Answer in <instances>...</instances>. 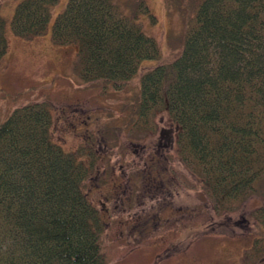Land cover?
I'll return each mask as SVG.
<instances>
[{
    "label": "trees",
    "instance_id": "16d2710c",
    "mask_svg": "<svg viewBox=\"0 0 264 264\" xmlns=\"http://www.w3.org/2000/svg\"><path fill=\"white\" fill-rule=\"evenodd\" d=\"M183 22L182 47L162 57L139 15L113 0H68L51 27L56 45L77 48L86 82L122 89L143 60L138 124L152 129L165 110L178 127L177 153L219 208L242 203L264 177V0H163ZM58 0H21L10 22L23 39L42 36ZM0 15V62L7 52ZM44 102L12 110L0 122V264H105L104 224L89 200L90 168L51 133ZM264 238V205L258 209ZM264 241V240H263Z\"/></svg>",
    "mask_w": 264,
    "mask_h": 264
},
{
    "label": "rangeland",
    "instance_id": "374dc122",
    "mask_svg": "<svg viewBox=\"0 0 264 264\" xmlns=\"http://www.w3.org/2000/svg\"><path fill=\"white\" fill-rule=\"evenodd\" d=\"M20 1L0 0L8 43L0 62V122L20 106L35 102L47 104L52 115L53 139L64 150L81 154L85 162L92 159L93 167L84 190L101 210L100 197L96 196L95 189L92 191L94 184L101 183L99 179L93 180L95 168L99 173L106 170L119 177L123 171L132 173V160L137 153L132 152L130 143L156 140L163 127L173 126L165 110L156 112L153 117L154 135L136 125L140 79L157 61L143 60L137 73L120 90H113L102 82H86L77 71L76 46L56 45L51 40L53 22L68 0H58L51 7L46 32L32 39L16 36L10 27ZM113 1L123 13L130 14L141 0ZM145 2L149 14L139 15L140 28L156 40L162 57L177 54L183 39V22L177 8L168 12L163 0ZM176 137L177 134L171 152L175 160L170 159L169 173L172 171V187L177 192L171 204L175 210L182 207L183 218L180 212H160L161 216L168 215L167 225L162 227L165 224L157 220L153 229L138 234L131 225L119 226L120 219L128 218V210L122 211L120 206L113 213L118 218L106 217V223H111L105 224L101 235L105 264H264V238L259 236L257 219L258 209L264 205V177L255 192L242 203L236 202L227 209L218 208L201 180L180 159ZM132 182L130 185L134 187ZM129 192L135 193L131 199L138 193L135 190L126 193ZM118 193H124L122 188ZM147 202L148 199H144L145 205ZM184 206H187L185 212ZM133 211L132 208L129 213ZM171 214L176 215L172 218ZM172 227V232L162 235L165 229Z\"/></svg>",
    "mask_w": 264,
    "mask_h": 264
},
{
    "label": "flooded vegetation",
    "instance_id": "af4514ba",
    "mask_svg": "<svg viewBox=\"0 0 264 264\" xmlns=\"http://www.w3.org/2000/svg\"><path fill=\"white\" fill-rule=\"evenodd\" d=\"M136 125L140 130L145 129L147 134H155L154 131L156 130V124L153 127L154 131L152 129H146V127L138 124V120ZM177 132L178 127L173 124V126L169 125L167 128L163 127L159 133H157L158 136L156 140L152 138L151 141L146 143H130L132 152L134 154L137 153L132 160V173H129L130 171H123L119 177L113 172L107 173L106 170L99 173V169L95 168L96 177L93 180L96 182L101 180V183L94 184L95 188H93L92 191L95 189L96 196H98V198L100 197L98 201L102 206L101 210L98 209L94 202L90 199L89 200L101 215L104 227L106 226L105 224L111 223H106V217L112 219L118 218L117 215L113 216V213L118 211L120 206L123 209L122 211L128 210L126 215L128 218L124 217V220L120 219L118 221L119 226L131 225L138 234L144 232V230L153 229V227L156 226L157 220L160 223H164L165 225L162 227H165L169 218L166 214L161 216L160 212L175 211L180 212L182 216V207H176L179 209L175 210L171 204V198L177 191L175 190L174 192L172 187V171L169 173V165H171L170 159L175 160V157L171 152H173L174 149V139ZM88 160L90 162L88 163L87 161V164L92 168V159L90 158ZM89 176L90 175H88V177ZM116 177L119 178L117 179ZM132 180L134 181L132 182ZM130 182H132L134 187L130 185ZM120 188L124 191L123 194L118 193ZM139 189H141L140 192H138ZM129 190H135V192H138L134 199H131L130 197L135 195L134 192L126 193ZM144 199H148L147 205L144 204ZM185 207L187 206H184V212ZM132 208L134 209V213L132 212V214H130L129 211ZM175 215L171 214V217L173 218ZM119 218H121L120 215ZM166 231L172 232L173 227L165 229L162 235H164Z\"/></svg>",
    "mask_w": 264,
    "mask_h": 264
}]
</instances>
